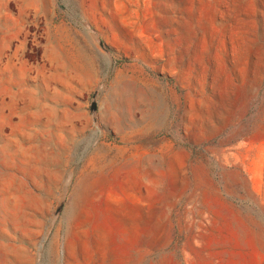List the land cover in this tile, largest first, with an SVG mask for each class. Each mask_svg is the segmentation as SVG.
<instances>
[{
    "label": "rangeland",
    "instance_id": "1",
    "mask_svg": "<svg viewBox=\"0 0 264 264\" xmlns=\"http://www.w3.org/2000/svg\"><path fill=\"white\" fill-rule=\"evenodd\" d=\"M0 264H264V0H0Z\"/></svg>",
    "mask_w": 264,
    "mask_h": 264
},
{
    "label": "water",
    "instance_id": "2",
    "mask_svg": "<svg viewBox=\"0 0 264 264\" xmlns=\"http://www.w3.org/2000/svg\"><path fill=\"white\" fill-rule=\"evenodd\" d=\"M94 109H95V105L92 104V106H91V110H94Z\"/></svg>",
    "mask_w": 264,
    "mask_h": 264
}]
</instances>
